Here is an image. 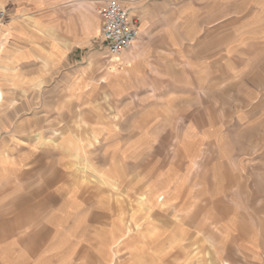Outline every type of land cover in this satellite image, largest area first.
<instances>
[{
	"label": "crops",
	"instance_id": "crops-1",
	"mask_svg": "<svg viewBox=\"0 0 264 264\" xmlns=\"http://www.w3.org/2000/svg\"><path fill=\"white\" fill-rule=\"evenodd\" d=\"M261 2L230 12L225 26L218 0L177 6L160 21L151 4L140 23L134 20V46L106 63L94 37H86L84 21L90 29L92 18L85 6L93 0L27 2L35 20L0 34V264H264V204L238 203L235 191L246 187L240 168L231 166L220 180L214 174L209 185L220 196L203 195L205 183L167 180L169 161L165 180L150 166L142 181L143 162L156 163L158 141L181 139L188 157L189 142L204 139L157 125L212 122L207 110L224 101L215 46L227 30L238 44L255 42L252 30L261 29L256 39L264 44ZM65 62L71 67L64 75ZM63 82L77 107L109 109L90 125L95 143L89 134L58 136L56 123L48 128ZM171 109L188 111L173 119L160 111Z\"/></svg>",
	"mask_w": 264,
	"mask_h": 264
},
{
	"label": "rangeland",
	"instance_id": "rangeland-1",
	"mask_svg": "<svg viewBox=\"0 0 264 264\" xmlns=\"http://www.w3.org/2000/svg\"><path fill=\"white\" fill-rule=\"evenodd\" d=\"M28 1L30 0H0V12L3 14L2 20L9 23V36H11L14 31H17L13 28L15 23L23 20H35V18L32 17L34 12H31V8L27 5ZM126 1V4H124L130 9V17L140 23V21L147 16L151 4L153 16L160 21L165 20L166 13L172 10L175 11L177 6L190 4L194 8L204 2H212L213 0ZM218 1L221 5L223 26L233 21L229 20L231 17L230 12L234 10L241 12L245 11L244 7L246 5L249 7L262 5V0ZM93 2L95 9L98 8V10H96L97 19L95 18L92 28L90 29L87 27L86 21H84L86 37H94V50L102 54L103 60L100 59V63H106L111 59V56L106 46L99 41L101 28L99 10L103 7L104 1L98 2L93 0ZM79 4L80 8L85 6V3ZM83 15L85 16V14ZM93 17L94 16L91 15V18ZM195 31L196 29L191 32ZM261 31V29L252 30L253 37L255 38L254 41L257 43L241 42L238 44L232 43L235 39L231 36L232 34H229L228 30L227 33L224 31L222 34V44L215 46L216 51L218 48L221 49L222 56V98L224 100L222 106L220 108L212 107L207 110L211 115L209 120L212 122L210 124L157 125L158 131L160 132H165L167 127L168 131H172L177 136L182 132L191 134L200 132L204 134V139L200 141L192 140L189 142L191 150L189 151L190 154L188 157L186 156L187 152L184 151L181 139H175L172 142L158 141V148L156 149L158 152H156L153 157L156 163H154V165H149V162H143V182L150 179V166L158 170L157 174L153 175L157 176L158 182L165 180V178H162L163 173L161 170L165 168L166 161H169V164H167L169 168L167 180L181 181L185 179L190 182L205 183L209 188L203 191V195L220 196L221 190L211 188L209 184L214 181L215 175L219 177L218 180L224 175L230 176V167L232 166L233 168L236 166L243 172L241 176L246 185L244 189L239 191L236 189L234 195L237 197L233 195L238 203L242 204V201L253 199V204H257L259 201V207H261V204H264V186H260V182H264V97H261V88H264V44L259 43L256 39L261 35L257 34V32L260 33ZM237 35H239V33ZM69 47L70 45L66 46V48ZM192 48L196 50V47ZM67 51V49L63 48V57L66 55ZM70 67V63L65 62L63 64L64 75ZM47 68H49V66H47ZM100 68L101 66H99V69ZM251 80H254V88H251ZM71 96L72 92H67L66 83L63 82L61 107L57 109V118L55 121L51 119L48 128L54 129V123H56V132L58 136L65 135L66 133H82L85 135L89 134L90 136L91 123L100 116H107L109 109H96L93 111L92 109L79 108L75 104V98ZM110 101L109 98L105 100L106 103ZM225 102H228V106L224 105L226 104ZM98 104L100 103L97 102V105ZM252 104H254L253 108L250 107ZM232 105H235V107L232 108ZM45 111L47 113H53L54 110L46 109ZM160 111L166 112V115L170 116V119H173L171 116L174 115L177 118V115L179 116L188 110L171 109ZM160 111L158 114H160ZM143 112L146 111L143 110ZM175 121L177 120L174 118L173 122ZM145 127L146 126L143 125V128ZM89 142L91 144L95 143L92 136L89 137ZM167 143L168 145L165 147ZM196 149L202 150V156L194 155L195 151L192 150ZM219 150H221L220 153ZM236 152L240 154L238 158ZM188 160L190 162L189 166L188 164L186 165ZM223 161H226L225 164ZM183 165L186 168V174L182 173ZM251 166L254 168L253 171L250 169ZM252 181L255 186L258 185L257 188H248V184ZM195 183H193V189L191 188V190L197 193L199 190Z\"/></svg>",
	"mask_w": 264,
	"mask_h": 264
},
{
	"label": "built area",
	"instance_id": "built-area-1",
	"mask_svg": "<svg viewBox=\"0 0 264 264\" xmlns=\"http://www.w3.org/2000/svg\"><path fill=\"white\" fill-rule=\"evenodd\" d=\"M102 22L99 41L111 56L129 50L139 36L137 23L130 17V9L121 0H107L99 11ZM3 14L0 12V26Z\"/></svg>",
	"mask_w": 264,
	"mask_h": 264
},
{
	"label": "bare ground",
	"instance_id": "bare-ground-1",
	"mask_svg": "<svg viewBox=\"0 0 264 264\" xmlns=\"http://www.w3.org/2000/svg\"><path fill=\"white\" fill-rule=\"evenodd\" d=\"M2 8V7H1ZM84 9V8H83ZM85 9L87 10V17H91V15H93L94 17L91 19V21H89V25L91 26V28H92V25H93V22L95 21V18L97 17L96 15H97V13H96V10H98V8L97 9H95V7H94V5H86L85 6ZM97 19V18H96ZM8 24L9 23H6L5 21H3L2 20V23H1V26H0V34L1 35H5L6 37H8L9 36V33H8V31H9V28H8ZM101 27H102V22H101ZM100 33H101V28H100ZM139 36H140V34H139ZM138 36V37H139ZM137 40V39H136ZM1 41V40H0ZM136 43V41L134 42V44ZM134 44H133V46H134ZM65 46H68V45H65Z\"/></svg>",
	"mask_w": 264,
	"mask_h": 264
},
{
	"label": "water",
	"instance_id": "water-1",
	"mask_svg": "<svg viewBox=\"0 0 264 264\" xmlns=\"http://www.w3.org/2000/svg\"><path fill=\"white\" fill-rule=\"evenodd\" d=\"M1 97H2V93H1V91H0V101H1Z\"/></svg>",
	"mask_w": 264,
	"mask_h": 264
}]
</instances>
